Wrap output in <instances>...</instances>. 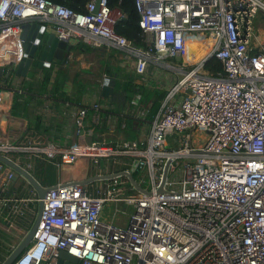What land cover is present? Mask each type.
Returning <instances> with one entry per match:
<instances>
[{"label":"built area","instance_id":"1","mask_svg":"<svg viewBox=\"0 0 264 264\" xmlns=\"http://www.w3.org/2000/svg\"><path fill=\"white\" fill-rule=\"evenodd\" d=\"M96 2L77 13L49 0H0V68L17 71L23 26L39 21L69 45L121 52L137 75L156 64L176 79L144 148L94 141L85 108L76 142L61 148L13 113V91L0 85V157L48 189L34 238L13 264H56L60 251L78 264H264V47L251 48L264 0H135L144 48L116 33L119 11ZM193 43L211 44L202 59L191 61ZM211 59L223 74L206 71ZM49 165L69 169L68 178L51 184ZM120 203L134 206L125 226L106 220V206L117 213ZM39 205L33 185L0 161V264L33 229Z\"/></svg>","mask_w":264,"mask_h":264},{"label":"crops","instance_id":"2","mask_svg":"<svg viewBox=\"0 0 264 264\" xmlns=\"http://www.w3.org/2000/svg\"><path fill=\"white\" fill-rule=\"evenodd\" d=\"M262 22H264L263 16L258 15L255 24L257 23L259 26L255 34L258 32L261 33L260 31L264 30L260 26ZM36 23L46 26L47 30L51 31L46 23L39 21ZM255 38L256 39L252 41L251 48L254 50L262 49L264 43L260 38L256 37V35ZM90 48V51L83 52L73 50L72 46L71 52L66 54L62 63L44 67L42 70L35 69L33 75L29 77V80L23 79L18 87L20 90L23 89L24 92H27L26 90L30 87L29 83H32V91L38 95L29 105L31 112L30 116L28 118L26 117L31 124V127L30 125L29 127L46 136L50 141L56 143L61 148H68L77 140L76 116L80 107L75 104H70L69 102H64L60 97H53L54 93L52 88L56 84L55 78L49 83L50 92L47 94H40L38 88L41 86L40 82L44 76L45 69L53 68V72H55V76L53 77L57 76L56 72H65L68 78L62 86L67 95L75 96L76 89L79 88L78 83L82 84L83 92L79 96L81 99L80 104L86 106L102 104L101 107H104V102L107 103L110 98H105L101 95V88L104 85V81L107 79L115 81V85L119 80H133L140 85H144L146 88H158L165 91H168L169 87L176 79V74L174 72L156 64H150L145 75H137L133 63L121 52L109 50L106 47ZM11 81L6 83L5 79L1 78L0 85H9ZM97 118H99L98 123L96 122ZM118 123L117 119L111 118L110 116L97 115L93 122H86L87 128H85V131L87 133L91 131L93 140L94 136H97L99 139L97 142H121V134L117 131ZM92 124L95 126H92ZM146 135L147 132L142 128L140 138L143 139ZM47 168L52 173L58 170L51 165ZM60 171L69 173V169H59L56 177L54 179L51 177V184H55L59 177L61 180L65 178L61 176L62 172L60 175L58 174ZM67 175L68 174L65 176Z\"/></svg>","mask_w":264,"mask_h":264},{"label":"trees","instance_id":"3","mask_svg":"<svg viewBox=\"0 0 264 264\" xmlns=\"http://www.w3.org/2000/svg\"><path fill=\"white\" fill-rule=\"evenodd\" d=\"M49 1L65 6L77 13H86L87 5L91 0ZM107 5L111 10H117L122 15V18L115 26L116 33L131 41L137 48H144L146 42L143 37V32L139 27L140 14L136 8L135 0H107ZM73 50L87 52L90 51L91 48L90 46L80 43L74 45ZM190 51L193 52L192 54H196L192 49H190ZM205 69L214 76L224 73L222 64L216 59L208 61ZM54 74L53 68L45 69L44 76L40 82L41 86L38 88L40 94L50 92L49 83L55 78L56 84L52 88L54 93L53 97H60L64 102H69L80 108L87 109L86 122H93L97 115H105L117 119L119 122L117 131L121 134V142L138 148H144V143L140 138L141 130L144 128L146 132L148 131V128L160 109L167 91L158 88H146L144 85H140L133 80H119L114 86L112 96L107 103L104 102V107H100L96 110L93 105L86 106L80 104L81 99L79 97L74 98V96L66 94L62 86L68 78L65 72H56V77H53ZM22 80L23 78L14 79L8 86L13 91V113L28 118L31 112L29 105L38 95L33 93L31 88L32 83H29L30 87L26 90L27 92H24L23 89L20 90L18 87ZM140 111L141 114L137 115ZM29 125L31 127L30 121ZM92 126L95 125L92 124ZM94 140L98 141L99 139L97 136H94ZM134 176H136V174Z\"/></svg>","mask_w":264,"mask_h":264},{"label":"water","instance_id":"4","mask_svg":"<svg viewBox=\"0 0 264 264\" xmlns=\"http://www.w3.org/2000/svg\"><path fill=\"white\" fill-rule=\"evenodd\" d=\"M101 0H97V9L99 8ZM23 40L25 41L26 58L23 63L18 67L17 71L12 75L11 73H4L0 68V79L4 78L5 82L23 78L29 80V77L33 75L35 69H43L44 67H50L56 63H62L67 53L71 52L72 45L67 42L58 39L55 33L51 30L48 31L47 27L36 22H30L23 26ZM115 81L105 80L104 85L101 88L102 97L109 98L114 91ZM0 161L9 165L14 170L18 171L24 176L38 191L40 198V205L36 223L33 229L28 233L21 246L2 264H13L16 259L22 254V252L30 245L37 227L40 223L42 211H43V199L48 189L42 187L31 175L23 171L20 167L12 163L10 160L0 157ZM131 185L140 192H145L141 189L132 175H127ZM107 179L109 177H93L84 183H90L99 179ZM56 264H78V259L72 255H69L66 251H60L58 254Z\"/></svg>","mask_w":264,"mask_h":264},{"label":"rangeland","instance_id":"5","mask_svg":"<svg viewBox=\"0 0 264 264\" xmlns=\"http://www.w3.org/2000/svg\"><path fill=\"white\" fill-rule=\"evenodd\" d=\"M260 16H263L264 18V14L262 12L259 13ZM258 18V16H257ZM256 18V19H257ZM255 19V20H256ZM258 24L256 23L255 24V33H256V29L258 28ZM262 27V29H264V22H262V25H260ZM261 33H257L255 34L256 37L260 38V40L264 43V30L263 31H260ZM256 39V38H255ZM254 39V40H255ZM197 48V43H193L192 46L190 47V49H196ZM55 76V74H54ZM65 84V83H64ZM78 86L79 88L76 89V93H75V96L74 98H77L81 95V93L83 92L82 91V88H83V85L78 83ZM40 92V91H39ZM48 92H44L43 94H47ZM140 109V108H139ZM141 113L138 112L137 114L139 115ZM205 135L206 134H202V138H205ZM179 138H182L181 136H179ZM184 139V138H183ZM198 140V133L195 134V137H194V141L196 142ZM100 166H101V169L102 170H105V161L102 160L101 163H100ZM68 168V167H67ZM62 172V177H65L67 179L69 173L68 172H65V171H60L58 172V174L60 175ZM51 173V176H52V179H54L56 177V174H57V171H54L53 173L50 171ZM33 174H34V177L44 186H46V175L44 177H41L40 173H39V168L37 167L36 170L33 171ZM66 174H68L67 176H65ZM50 176V174H47ZM64 178V179H65ZM63 179V180H64ZM24 179L23 178H19V180L15 183V188L18 189V190H22L23 189V186H24ZM136 194V193H134ZM115 209L116 207L114 205H108L106 206L105 208V211L106 213L108 214V217L106 215V220H112L113 218V222L114 224L118 225V226H125L128 224V221L132 215V213L134 212V206L133 205H127V204H124V203H120L118 205V209L119 211L117 213H115ZM115 215V216H114Z\"/></svg>","mask_w":264,"mask_h":264},{"label":"bare ground","instance_id":"6","mask_svg":"<svg viewBox=\"0 0 264 264\" xmlns=\"http://www.w3.org/2000/svg\"><path fill=\"white\" fill-rule=\"evenodd\" d=\"M211 44H197V50L195 51L196 54L191 53V61H196L198 59H202L206 54L207 50L210 48Z\"/></svg>","mask_w":264,"mask_h":264}]
</instances>
